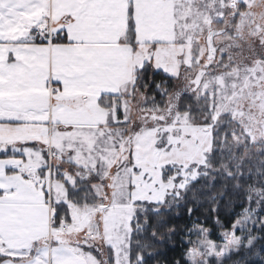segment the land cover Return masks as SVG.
<instances>
[{
    "label": "snow or ice",
    "instance_id": "6c2138e0",
    "mask_svg": "<svg viewBox=\"0 0 264 264\" xmlns=\"http://www.w3.org/2000/svg\"><path fill=\"white\" fill-rule=\"evenodd\" d=\"M206 196L171 264H264V0H0V264H151Z\"/></svg>",
    "mask_w": 264,
    "mask_h": 264
},
{
    "label": "trees",
    "instance_id": "16d2710c",
    "mask_svg": "<svg viewBox=\"0 0 264 264\" xmlns=\"http://www.w3.org/2000/svg\"><path fill=\"white\" fill-rule=\"evenodd\" d=\"M189 206L195 209L194 214L191 216L187 212ZM213 207L212 200L206 196L201 198L195 205H184L174 209L171 214H167L172 223L180 227L181 234L172 237L168 243L158 245L161 255L157 256L151 264H171L173 260L179 259L180 253L183 251L181 244L182 230L185 227H191L193 222L201 223L213 229L214 235L212 238L216 239L221 230L217 225V218L221 224L230 225L244 207L243 196L234 197L231 203H229V198L221 199L215 211H213Z\"/></svg>",
    "mask_w": 264,
    "mask_h": 264
}]
</instances>
